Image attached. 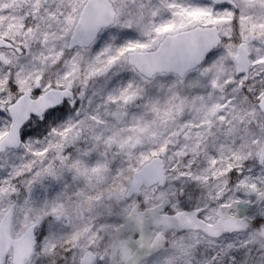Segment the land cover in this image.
<instances>
[{
    "label": "snow or ice",
    "instance_id": "1",
    "mask_svg": "<svg viewBox=\"0 0 264 264\" xmlns=\"http://www.w3.org/2000/svg\"><path fill=\"white\" fill-rule=\"evenodd\" d=\"M0 264H264V0H0Z\"/></svg>",
    "mask_w": 264,
    "mask_h": 264
}]
</instances>
